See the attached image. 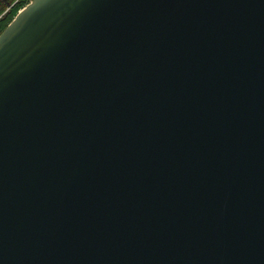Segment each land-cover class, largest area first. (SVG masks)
Returning a JSON list of instances; mask_svg holds the SVG:
<instances>
[{
    "label": "water",
    "instance_id": "obj_1",
    "mask_svg": "<svg viewBox=\"0 0 264 264\" xmlns=\"http://www.w3.org/2000/svg\"><path fill=\"white\" fill-rule=\"evenodd\" d=\"M0 264H264V0L20 9Z\"/></svg>",
    "mask_w": 264,
    "mask_h": 264
},
{
    "label": "trees",
    "instance_id": "obj_2",
    "mask_svg": "<svg viewBox=\"0 0 264 264\" xmlns=\"http://www.w3.org/2000/svg\"><path fill=\"white\" fill-rule=\"evenodd\" d=\"M29 1L31 0H0V33Z\"/></svg>",
    "mask_w": 264,
    "mask_h": 264
}]
</instances>
